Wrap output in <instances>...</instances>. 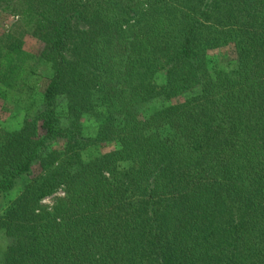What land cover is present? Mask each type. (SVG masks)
<instances>
[{
    "label": "trees",
    "instance_id": "trees-1",
    "mask_svg": "<svg viewBox=\"0 0 264 264\" xmlns=\"http://www.w3.org/2000/svg\"><path fill=\"white\" fill-rule=\"evenodd\" d=\"M2 11L22 30L0 40V99L29 96L20 128H0V197L30 179L0 215L12 240L0 264H264V0H10ZM228 46L237 68L210 70L208 51ZM159 99L171 104L141 115ZM92 146L101 153L85 158Z\"/></svg>",
    "mask_w": 264,
    "mask_h": 264
},
{
    "label": "rangeland",
    "instance_id": "rangeland-1",
    "mask_svg": "<svg viewBox=\"0 0 264 264\" xmlns=\"http://www.w3.org/2000/svg\"><path fill=\"white\" fill-rule=\"evenodd\" d=\"M10 0H0V40H5L10 36H18L22 30L20 25V19L18 16L6 13L2 11L6 5V3ZM23 44L25 50L37 54L42 49V43L36 39L35 37L31 36H25L23 38ZM236 55H235V49L233 46H228L222 49H215L210 50L207 53V64L208 68L210 70L214 69H223V70H232L237 68V62H236ZM50 67L48 65H41L38 67V74L39 78L43 81L48 79V76H50ZM156 82L159 85H163L165 83V74L164 72H159L156 75ZM201 93L200 87H195L192 89H189L185 92H183L181 95L176 97L172 100L171 103H180L186 98H189L191 96H196ZM26 96V97H25ZM23 94H13L7 99H0V128H5L9 130H16L19 129L21 126V123L24 118V111L23 106L26 105L28 102L27 95ZM37 102H35V107L31 111V114L34 115L39 112L41 108V95L37 94L36 97H34ZM167 101H164L163 99H159L154 102V104L147 109L142 110L141 115L144 117L150 116L156 109H161L165 106H168L171 104ZM57 112L62 120L65 118V112H66V99L64 96H60L57 99ZM84 124L88 128H93L94 122L90 114L86 116V118L83 120ZM164 135L171 134V130L163 129ZM112 147H105L103 148L104 152H108L112 150ZM101 153V149L98 146H92L90 148H87L86 151L83 152V155L85 158H95ZM37 167L34 168L36 170ZM29 177L24 178L18 185L17 188H15L9 196L5 198L0 197V215H2L5 208L11 204V202L19 195L23 187L27 184L29 181ZM64 194L62 190L57 191L53 195L44 198L41 201V206H43L46 209L52 208V206L55 204V202L61 198H63ZM11 239L6 237L4 232L0 230V252L4 248V246L8 245V243H11Z\"/></svg>",
    "mask_w": 264,
    "mask_h": 264
}]
</instances>
